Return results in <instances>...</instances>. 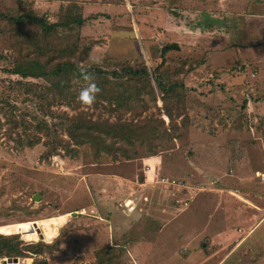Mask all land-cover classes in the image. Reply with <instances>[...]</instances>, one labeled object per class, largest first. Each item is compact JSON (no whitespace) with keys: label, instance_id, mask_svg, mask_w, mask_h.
Returning a JSON list of instances; mask_svg holds the SVG:
<instances>
[{"label":"rangeland","instance_id":"rangeland-1","mask_svg":"<svg viewBox=\"0 0 264 264\" xmlns=\"http://www.w3.org/2000/svg\"><path fill=\"white\" fill-rule=\"evenodd\" d=\"M19 1L54 21L65 0H0V13L16 15ZM76 1L86 17L83 60L118 66L141 56L150 72L164 42L180 45L159 72L191 89L186 135L155 155L117 161L94 159L88 146L76 158L61 153L40 160L42 145L20 147L0 137V227L37 223L33 233L25 226L11 231L26 243L57 241V249L43 254L49 264H108V258L112 264H264V180L257 173L264 174L262 0H182L178 6L123 0L119 7ZM29 28L28 20L0 17V96L13 81L12 98L22 108L27 90L18 82L25 81L4 70L31 52L24 43ZM149 104L143 114H159L167 124L163 110ZM126 198L134 211L117 208ZM66 213L67 223L48 238L39 222ZM112 246L118 254H95ZM6 258L0 264H13ZM25 259L32 263L27 257L17 264Z\"/></svg>","mask_w":264,"mask_h":264},{"label":"trees","instance_id":"trees-1","mask_svg":"<svg viewBox=\"0 0 264 264\" xmlns=\"http://www.w3.org/2000/svg\"><path fill=\"white\" fill-rule=\"evenodd\" d=\"M101 1L116 5L123 2ZM166 1L175 6L182 2ZM63 3L54 21L36 13L32 7L27 9L21 1L17 3L16 15L0 13V17L9 21L30 22L24 43L31 48V52L4 70L25 81L18 83L26 86L27 91L21 100L25 104L23 108L12 98L13 81L8 83V92L0 96V137L17 142L20 147L42 145L39 158L45 161L61 153L76 158L83 146H88L94 159L107 155L114 161L132 160L155 155L174 139L183 138L190 121L186 102L187 91L191 89L183 80H166L159 72L166 54L180 51V45L164 42L159 48L160 62L150 72L141 56L134 61L123 58L118 66L109 65L104 58L101 59L104 65L86 66L91 59L83 60L80 49L86 17L78 1ZM170 12L179 16L172 8ZM80 65L95 74V82L101 89L91 108L77 100L83 85L78 72ZM145 97L158 112L163 110L167 124L159 114H143L150 107ZM157 99L161 100V107L156 105ZM125 114L130 117L125 118ZM28 234L23 232L21 236L28 240ZM57 247V241L26 243L17 233L0 234V257H32L31 264H49L43 254ZM118 250L114 246L100 248L95 254L108 251L111 256L118 254ZM106 260L103 262L112 264L110 258Z\"/></svg>","mask_w":264,"mask_h":264},{"label":"clouds","instance_id":"clouds-1","mask_svg":"<svg viewBox=\"0 0 264 264\" xmlns=\"http://www.w3.org/2000/svg\"><path fill=\"white\" fill-rule=\"evenodd\" d=\"M91 59V58H90ZM92 64H100L102 60L99 58L91 59ZM79 77L83 81L77 100L78 102L86 107L91 108L95 103L98 94L101 92L100 87L97 85L95 74L88 70L83 65L78 66Z\"/></svg>","mask_w":264,"mask_h":264},{"label":"bare ground","instance_id":"bare-ground-1","mask_svg":"<svg viewBox=\"0 0 264 264\" xmlns=\"http://www.w3.org/2000/svg\"><path fill=\"white\" fill-rule=\"evenodd\" d=\"M69 214H61L59 216L56 217H51L49 219H44L42 221H40V225L42 226V228L46 231V234L49 235L48 238H52V236L57 234V229L59 227H61L63 224L67 223V221L69 220ZM25 226L26 229L30 232L33 233L34 232V227L39 228L37 223L30 222V221H26V222H21V223H17V224H7L4 226L0 227V233H10V234H16L15 231H11L15 228L18 227H22ZM40 230V229H39ZM11 231V232H10ZM37 232L39 233L40 236L43 237L42 233L39 232L37 230ZM54 238V237H53ZM31 260L29 259H25L24 260V264H30ZM20 264L23 263L21 260L19 262Z\"/></svg>","mask_w":264,"mask_h":264},{"label":"built area","instance_id":"built-area-1","mask_svg":"<svg viewBox=\"0 0 264 264\" xmlns=\"http://www.w3.org/2000/svg\"><path fill=\"white\" fill-rule=\"evenodd\" d=\"M262 4H263V8H264V0H262ZM145 170L146 171L150 170L149 165H146ZM257 173H258V177L261 178L262 180H264V174H260L259 172H257ZM158 181H160L162 183H168V184L170 183L169 180L167 178H164V177H160V179ZM116 205H117V208L125 209L128 212L134 211L136 208V205L134 204V202L130 198H126L124 200H118Z\"/></svg>","mask_w":264,"mask_h":264},{"label":"water","instance_id":"water-1","mask_svg":"<svg viewBox=\"0 0 264 264\" xmlns=\"http://www.w3.org/2000/svg\"><path fill=\"white\" fill-rule=\"evenodd\" d=\"M37 230L40 232L39 229H37ZM40 237L42 238V236H40ZM3 261H4L5 263H13V264H17L18 261H19V258H17V257H14V258H6V259H3Z\"/></svg>","mask_w":264,"mask_h":264},{"label":"crops","instance_id":"crops-1","mask_svg":"<svg viewBox=\"0 0 264 264\" xmlns=\"http://www.w3.org/2000/svg\"><path fill=\"white\" fill-rule=\"evenodd\" d=\"M152 1H153V0H152ZM78 2H79V1H78ZM80 3H81V2H79V4H80ZM109 5L114 6V7H119V6H120V5H116V6H115V5H112V4H109ZM148 7H149V6H145L144 10H147ZM149 10H151V8H149ZM135 15H136V14H134V13H133V14L131 13V16H130V14H128V17H127V18L133 17V18H132V21H133V20H135ZM150 16H152V15L149 14V17H150ZM113 17H114V15H113ZM148 24H151V23L149 22Z\"/></svg>","mask_w":264,"mask_h":264}]
</instances>
